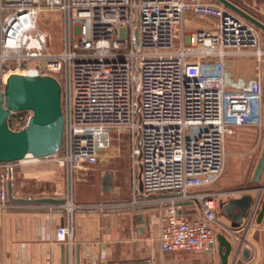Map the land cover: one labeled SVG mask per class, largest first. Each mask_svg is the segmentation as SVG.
<instances>
[{
	"label": "built area",
	"instance_id": "2783aa9c",
	"mask_svg": "<svg viewBox=\"0 0 264 264\" xmlns=\"http://www.w3.org/2000/svg\"><path fill=\"white\" fill-rule=\"evenodd\" d=\"M189 11L213 17L215 26L187 31ZM260 36L217 1L0 0V90L13 72L54 75L62 85V148L25 160L63 171L64 197L47 205L65 212L56 238L70 261L80 211L154 208L164 251L214 249L226 193L214 184L224 172L226 136L239 125L264 126ZM240 57L257 62L250 89L226 85V63ZM30 116L16 111L10 124L20 129ZM123 145L130 196L76 200L77 182L120 156ZM14 168L0 162L1 210L30 206L8 196ZM111 178L109 171L107 188ZM257 211L249 209V222Z\"/></svg>",
	"mask_w": 264,
	"mask_h": 264
},
{
	"label": "crops",
	"instance_id": "0c3cea01",
	"mask_svg": "<svg viewBox=\"0 0 264 264\" xmlns=\"http://www.w3.org/2000/svg\"><path fill=\"white\" fill-rule=\"evenodd\" d=\"M246 1L245 6L238 2L236 4L264 21V0ZM185 24L187 28L195 30L215 26V19L189 11ZM227 64L235 84L248 86L253 82L257 70L254 57L230 59ZM260 66L264 84V63ZM233 129L227 136L241 129L237 131V140L242 147H246L251 138L253 140L252 147L243 148L242 151L254 163L251 177L253 184H242V180L237 178L231 180L232 175L228 172H223L216 181L214 187L226 192L218 203L217 217L220 224L217 232L225 233L234 243L229 264H234L240 258V264H264V216L261 222L257 221L264 198V187L253 188L264 185V175L258 183L253 180L264 145V126L258 128L255 125H239ZM250 129L255 130V133L250 135ZM35 162H15L13 195L28 199L20 202L30 206L16 210L0 209V264H150L151 260H155L156 264H221L219 243L210 251H164L159 240L161 220L154 208L78 212L73 260L70 261L68 247L56 238L58 226L65 222V212L48 206L62 201L67 190L66 181L64 178L63 181H58L52 171L48 173L51 178H44L46 171L28 167ZM247 174L246 170L244 177ZM54 183L57 189L55 192L52 190ZM76 186V200L90 201L97 198L95 189L82 190L79 184ZM246 193H252L254 198L262 193L257 214L251 222L246 214L241 223H234L232 217L225 213L224 206L231 198ZM8 196L11 199L9 189ZM44 198H56L59 201L39 200ZM230 228H234L235 233ZM245 247L250 250L248 258L242 255V248Z\"/></svg>",
	"mask_w": 264,
	"mask_h": 264
},
{
	"label": "water",
	"instance_id": "95a60500",
	"mask_svg": "<svg viewBox=\"0 0 264 264\" xmlns=\"http://www.w3.org/2000/svg\"><path fill=\"white\" fill-rule=\"evenodd\" d=\"M264 30V21L239 6L231 0H217ZM228 67V64L226 63ZM226 85H235L250 89L244 84H235L232 73L227 68ZM236 87V88H239ZM31 111L27 123L20 129L10 124V117L16 111ZM65 118L62 105V85L60 80L50 74L11 73L0 90V162L11 163L22 161L32 156L43 158L57 153L63 145ZM264 175V145L262 154L256 165L253 180L260 182ZM264 185L253 188H263ZM252 188V189H253ZM9 194L12 200L27 201L13 195L12 180L8 182ZM262 193L254 198L252 193L231 198L224 206L226 214L232 217L234 223H241L252 206L258 205ZM42 201H59L56 198L39 199ZM264 216V198L258 212L257 221ZM232 233L234 228H230ZM221 264H229V256L234 250L233 241L222 232L217 233ZM245 258L250 256V250L242 248ZM242 259H236L234 264H240Z\"/></svg>",
	"mask_w": 264,
	"mask_h": 264
},
{
	"label": "rangeland",
	"instance_id": "374dc122",
	"mask_svg": "<svg viewBox=\"0 0 264 264\" xmlns=\"http://www.w3.org/2000/svg\"><path fill=\"white\" fill-rule=\"evenodd\" d=\"M203 1H217V0H203ZM231 1L233 2L235 1V3L238 2L242 4V6L243 5L245 6V4H247L248 2L246 0H231ZM57 28L58 30L62 29L59 24ZM259 29H260V35H261L260 43H261L262 48L264 49V30H262L261 28ZM186 30L193 31L192 29L187 28V26H186ZM57 42L60 43L59 40ZM262 63H264V58H263ZM263 115H264V101H263ZM239 130L241 129H237V131ZM237 131L235 132L233 131L231 134L226 136V142H225L226 162H225L224 173L225 172L231 173L232 177L229 176L231 180H233L234 178H237L239 180H242V184L244 183V184L251 185L253 184L251 177L253 173L254 163L252 160H250L249 155L244 154L242 151H244L246 147L247 148L252 147L253 140L251 138V140L247 143L246 147H242L241 143L237 140ZM248 131L250 135H252V133H255L254 132L255 130H252V129ZM121 150H122V154L120 156L113 158L111 161L107 163H103V164L100 163L96 165L95 167H93L92 169L88 170L86 180H79L77 182V184H79V188H81L82 190H89V189L92 190V188L95 189V191H97V198L95 199L97 200L102 199V198L103 199L111 198V197L112 198L129 197L130 196V184H131L130 182L131 181V164L127 156L129 147L127 145H123ZM28 167L38 168L41 171H46V174L43 175L44 178L46 179L51 178L49 177L50 175L48 173L52 171V174L55 176V178L58 181H63V178H64L63 171L57 168L55 165L48 163V161L46 160H37L34 164H31ZM246 170L248 174L246 177H244V172H246ZM109 171H112L113 178H111L110 181H108V183L110 184V187L107 188V185L105 183L106 180H104V177L108 174ZM103 187L104 189L106 188L109 191L105 189V191H103L102 193L101 191ZM52 190L53 192L57 190L55 183L53 185Z\"/></svg>",
	"mask_w": 264,
	"mask_h": 264
}]
</instances>
